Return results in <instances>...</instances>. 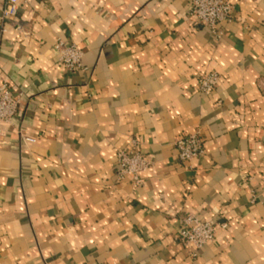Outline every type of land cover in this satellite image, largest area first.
Returning a JSON list of instances; mask_svg holds the SVG:
<instances>
[{
	"label": "crops",
	"instance_id": "0c3cea01",
	"mask_svg": "<svg viewBox=\"0 0 264 264\" xmlns=\"http://www.w3.org/2000/svg\"><path fill=\"white\" fill-rule=\"evenodd\" d=\"M230 2L220 38L187 0L0 11V84L20 97L0 123V264H264V0ZM195 133L203 153L180 160ZM120 150L150 161L141 185L119 178ZM188 213L227 223L194 255L175 239Z\"/></svg>",
	"mask_w": 264,
	"mask_h": 264
},
{
	"label": "built area",
	"instance_id": "2783aa9c",
	"mask_svg": "<svg viewBox=\"0 0 264 264\" xmlns=\"http://www.w3.org/2000/svg\"><path fill=\"white\" fill-rule=\"evenodd\" d=\"M188 14L199 25L207 27L210 32L220 38L223 31L218 24L228 21L232 17L233 5L230 0H187ZM19 10V0H4L0 6L1 17L13 19ZM59 63L69 72L81 67L82 52L74 43H65L61 40L55 44ZM219 81V75L212 71L199 77V90L202 93H211ZM20 103L19 94L15 95L8 85L0 84V123H10L15 116ZM3 130L0 128V137ZM27 142H34L32 137H24ZM174 145L180 160H190L203 153V142L198 134L177 137ZM118 176H128L133 186L142 184L139 173L149 167L150 161L138 151L117 152ZM264 191V181L262 184ZM225 221L211 219L201 220L195 214L188 213L182 218V226L175 239L184 246H191L194 255L200 247L211 242L220 229H225Z\"/></svg>",
	"mask_w": 264,
	"mask_h": 264
}]
</instances>
